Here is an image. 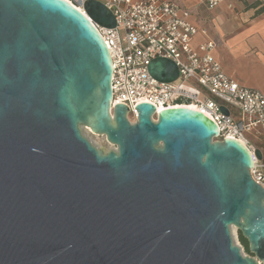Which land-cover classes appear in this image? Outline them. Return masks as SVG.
<instances>
[{
	"label": "water",
	"instance_id": "1",
	"mask_svg": "<svg viewBox=\"0 0 264 264\" xmlns=\"http://www.w3.org/2000/svg\"><path fill=\"white\" fill-rule=\"evenodd\" d=\"M84 9L115 26L100 1ZM112 70L102 36L70 3L0 0V264H264L250 150L213 140L216 124L191 107L153 121L141 102L132 123L122 103L111 113ZM149 72L172 82L177 66L154 59ZM82 127L116 149H98Z\"/></svg>",
	"mask_w": 264,
	"mask_h": 264
},
{
	"label": "built area",
	"instance_id": "2",
	"mask_svg": "<svg viewBox=\"0 0 264 264\" xmlns=\"http://www.w3.org/2000/svg\"><path fill=\"white\" fill-rule=\"evenodd\" d=\"M65 1L88 17L109 51L113 66L111 113L116 103H122L129 109L127 119L136 118L134 106L141 102L156 108L153 121L161 108L182 106L199 110L218 128L213 140L237 139L250 150V178L264 190L263 157H255V147H250L246 136L251 132L264 139V91L245 87L224 74L212 55V40L192 47L199 29L188 19V9L169 0H96L111 11L116 21L113 28H108L87 15V0ZM203 1L213 9L222 0ZM201 33L206 34L204 29ZM159 58L176 64L175 81H158L151 76L149 63Z\"/></svg>",
	"mask_w": 264,
	"mask_h": 264
},
{
	"label": "crops",
	"instance_id": "3",
	"mask_svg": "<svg viewBox=\"0 0 264 264\" xmlns=\"http://www.w3.org/2000/svg\"><path fill=\"white\" fill-rule=\"evenodd\" d=\"M169 1L190 11L188 19L199 29L193 48L212 40L224 74L264 91V0H222L213 9L203 0Z\"/></svg>",
	"mask_w": 264,
	"mask_h": 264
},
{
	"label": "rangeland",
	"instance_id": "4",
	"mask_svg": "<svg viewBox=\"0 0 264 264\" xmlns=\"http://www.w3.org/2000/svg\"><path fill=\"white\" fill-rule=\"evenodd\" d=\"M154 119L156 120V116H154ZM134 120H135V118L133 116L129 117L130 123L134 122ZM81 131H82V134L88 140H90L91 143L95 147H97L98 149H101L102 151H105V152L108 150H115L116 149V147L112 143H110L109 141H107V139H105L104 135L102 136V135H98L96 133H93L90 131L89 128H86V127H82ZM246 136L248 138H250V147L252 146V147H255V148L262 150L263 161H264V139L256 138V136L253 135V133H251V132L246 134ZM230 229H231V237L234 241V244H236L237 246H240L241 253L247 255L248 253L244 252L242 244H241L240 240L238 239L237 229L234 226H231Z\"/></svg>",
	"mask_w": 264,
	"mask_h": 264
},
{
	"label": "trees",
	"instance_id": "5",
	"mask_svg": "<svg viewBox=\"0 0 264 264\" xmlns=\"http://www.w3.org/2000/svg\"><path fill=\"white\" fill-rule=\"evenodd\" d=\"M238 239L240 240V242L242 244V247H243L244 252L250 254L249 251H248V243H247V240L244 239L240 233H238Z\"/></svg>",
	"mask_w": 264,
	"mask_h": 264
},
{
	"label": "bare ground",
	"instance_id": "6",
	"mask_svg": "<svg viewBox=\"0 0 264 264\" xmlns=\"http://www.w3.org/2000/svg\"><path fill=\"white\" fill-rule=\"evenodd\" d=\"M191 108H193V107H191Z\"/></svg>",
	"mask_w": 264,
	"mask_h": 264
}]
</instances>
